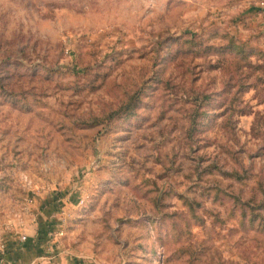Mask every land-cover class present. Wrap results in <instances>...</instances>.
Wrapping results in <instances>:
<instances>
[{"label":"rangeland","instance_id":"1","mask_svg":"<svg viewBox=\"0 0 264 264\" xmlns=\"http://www.w3.org/2000/svg\"><path fill=\"white\" fill-rule=\"evenodd\" d=\"M262 1L0 0V239L264 264V70L225 50L264 55Z\"/></svg>","mask_w":264,"mask_h":264},{"label":"crops","instance_id":"2","mask_svg":"<svg viewBox=\"0 0 264 264\" xmlns=\"http://www.w3.org/2000/svg\"><path fill=\"white\" fill-rule=\"evenodd\" d=\"M44 236L45 234L37 235L35 231L25 236L24 241H20L21 236L6 233L4 238L0 239L4 246L3 254L0 255V264H34L40 258V244Z\"/></svg>","mask_w":264,"mask_h":264},{"label":"trees","instance_id":"3","mask_svg":"<svg viewBox=\"0 0 264 264\" xmlns=\"http://www.w3.org/2000/svg\"><path fill=\"white\" fill-rule=\"evenodd\" d=\"M225 50H228L229 53H227V54L233 55L236 58V60L238 61V63H239V64L236 65V73H240V71H241L242 66H240V62H246V61H247L246 65H248L247 66L248 68H250L252 70H256V71L258 69H260V70L263 69L264 70V55H262V54L261 55H257L253 51H251V53L248 54V53H246V51L242 47H240V46L239 47H236L234 45L230 46V48L225 49ZM251 58H255L258 61L262 62L263 64L262 65H252L249 62V60ZM246 78L247 77H245L244 74L243 75L242 74L238 75V78H237V82L238 83L235 84V86L238 87L237 89L241 90V88L244 87V85H243L244 82L243 81ZM263 84H264V82H263ZM200 98L202 99L201 100L202 103L200 105H202L201 107H203V105H205V103H207L208 96L203 95V96H200ZM234 175L236 177L235 178L236 180H238V181L241 180L242 177H241L240 174H238L237 172H235ZM259 204L262 205V207H264V200H261Z\"/></svg>","mask_w":264,"mask_h":264},{"label":"built area","instance_id":"4","mask_svg":"<svg viewBox=\"0 0 264 264\" xmlns=\"http://www.w3.org/2000/svg\"><path fill=\"white\" fill-rule=\"evenodd\" d=\"M259 5H260V8H261L262 10H264V1L260 2ZM25 239H26L25 236H21V237H20V241H24ZM3 251H4L3 243L0 242V255L3 254Z\"/></svg>","mask_w":264,"mask_h":264}]
</instances>
